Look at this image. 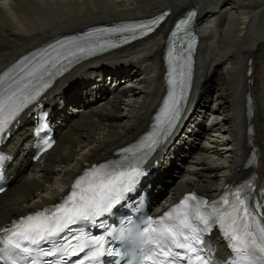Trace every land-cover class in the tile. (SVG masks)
Segmentation results:
<instances>
[{"label": "bare ground", "instance_id": "1", "mask_svg": "<svg viewBox=\"0 0 264 264\" xmlns=\"http://www.w3.org/2000/svg\"><path fill=\"white\" fill-rule=\"evenodd\" d=\"M163 6L171 10L169 19L145 40L74 66L48 89L44 105L53 112L56 142L40 165L27 161L24 128L7 140L4 149L11 159L6 168L15 176L0 193V224L58 194L57 182L70 181L84 162L112 157L113 151L148 129L163 94L165 24L188 6L196 8V18L203 25L198 31L196 69L182 121L154 156L150 204L163 206L190 188L214 193L222 178L245 176L247 169H235L242 166L251 147L258 156L257 183L264 185V0H0V70L19 54L56 36L87 25L144 16ZM102 71L111 75L109 82H90ZM130 72L142 79L129 81ZM208 104L224 113L234 142L206 147L202 129L190 135L199 144L188 146L187 157L180 158L182 167L167 168V161L179 151L185 122ZM29 121L22 118L23 125ZM247 127L252 134L245 133ZM246 138L249 145L243 146Z\"/></svg>", "mask_w": 264, "mask_h": 264}, {"label": "snow or ice", "instance_id": "2", "mask_svg": "<svg viewBox=\"0 0 264 264\" xmlns=\"http://www.w3.org/2000/svg\"><path fill=\"white\" fill-rule=\"evenodd\" d=\"M166 15L162 13L147 21L119 28L93 29L82 36L57 40L55 45L49 44L44 49H38L39 54L31 53L23 57L0 74V86L7 85L0 91V134L17 118L23 107H27L49 87L45 77L50 79L62 75L66 70L65 60L71 64L106 48L116 47L117 44L110 42L109 37L116 36L127 43L130 39L145 36L155 31ZM194 15V12L190 13L177 27L187 25ZM14 72L16 74L11 75ZM171 83L176 85L177 80L172 79ZM180 84L182 99V80ZM180 99L173 91L165 100L156 130L145 138L139 149H122V153L130 155L86 168L75 179L70 192L58 203L0 228V264H40V256L53 258L44 264H64L65 258L70 260L84 251L87 242L74 244V239L82 238L67 234L72 230L71 226L82 223L96 225L100 217L111 213L135 189L146 175L141 166L143 157L138 154L143 151L147 155L162 143L161 137L167 138L175 121L180 118ZM48 146L51 147V144ZM250 189V184L237 186L234 191L226 189L228 194L211 202L195 193L188 194L179 206L164 216L155 221L149 218L146 226L134 233L129 230V236H135L143 260L151 261L152 264H210L208 257L202 254L201 245L204 234L213 225H218L223 237L230 242L229 247L240 258L233 264H240V261L264 264V226L255 215L259 208L249 206ZM190 201H195L194 206ZM209 207L211 210L207 211ZM114 238L124 237L121 234ZM92 243L99 245L91 252V258L98 264V258L104 254L101 251L104 245L96 238L92 239Z\"/></svg>", "mask_w": 264, "mask_h": 264}, {"label": "rangeland", "instance_id": "3", "mask_svg": "<svg viewBox=\"0 0 264 264\" xmlns=\"http://www.w3.org/2000/svg\"><path fill=\"white\" fill-rule=\"evenodd\" d=\"M251 57V54H250V56H249V58ZM248 58V59H249ZM253 67V66H252ZM253 71L255 72V70L253 69ZM245 93V92H244ZM244 95V94H243ZM243 95H241V101L240 100H237V104H236V108H237V111H236V114L237 115H239V110H240V108H241V106L239 105V104H241L242 103V97H243ZM195 99V98H194ZM194 99H193V101H194ZM173 166H175V163H173ZM169 177V176H168Z\"/></svg>", "mask_w": 264, "mask_h": 264}]
</instances>
